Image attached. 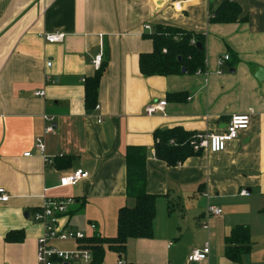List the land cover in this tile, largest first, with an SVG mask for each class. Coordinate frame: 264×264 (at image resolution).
<instances>
[{"label": "crops", "instance_id": "1", "mask_svg": "<svg viewBox=\"0 0 264 264\" xmlns=\"http://www.w3.org/2000/svg\"><path fill=\"white\" fill-rule=\"evenodd\" d=\"M234 1L241 9L234 24H210L216 8L210 0L0 3V188L8 196L0 203V264H36L43 228L32 214L46 201L73 200L59 220L64 229L114 237L118 210L134 205L125 191L128 147L145 150L146 191L157 199L153 237L129 240L123 264H187L189 252L205 244L210 253L199 264H229L223 240L238 225L250 230L245 264H264V80L254 77L256 68L264 71V0ZM161 25L204 35L206 73L140 74L139 56L153 49L143 36ZM55 32L65 35L63 42L48 44L44 36ZM99 52L106 65L99 110L87 111L82 81L94 75ZM225 55L229 61L221 64ZM38 91L43 98L35 97ZM176 93L188 99H166ZM160 101L163 113L146 116L145 108ZM43 116L53 118V133L44 134ZM232 116H249L250 124L223 152H200L175 167L154 157L156 130L218 135ZM37 138L49 162L35 149ZM76 170L88 179L59 187ZM208 206L222 213L204 230L197 223ZM10 232L17 241L6 240Z\"/></svg>", "mask_w": 264, "mask_h": 264}, {"label": "trees", "instance_id": "2", "mask_svg": "<svg viewBox=\"0 0 264 264\" xmlns=\"http://www.w3.org/2000/svg\"><path fill=\"white\" fill-rule=\"evenodd\" d=\"M173 2L188 0H171ZM212 6V3H211ZM241 9L235 1L225 2L211 9L208 21L210 24H234L240 20ZM144 38L152 42V52L142 54L138 59L139 72L143 77H168L181 75H200L206 73L205 37L203 34L190 32L171 26H156ZM200 45L199 49L197 45ZM233 64V63H232ZM182 70L184 72L182 73ZM106 71L101 64L91 78L84 80V107L87 111L95 108L99 82ZM171 102H185L186 94H168ZM196 133L186 132L179 127L156 130L153 133L154 157L167 166L175 167L186 159L197 156L190 141ZM145 150L128 147L125 153L126 163V197L134 200L133 207H122L116 218V235L112 238L93 236L85 238L81 248L92 254L91 264H102L105 253L125 255L127 242L132 239H151L156 217L155 202L157 196L146 191ZM61 159V158H59ZM58 167V165H57ZM173 211L169 204V214ZM264 214V209L260 212ZM16 233L10 232L7 241ZM223 256L229 264H240L243 257L251 252L250 230L247 225L233 227L224 240Z\"/></svg>", "mask_w": 264, "mask_h": 264}, {"label": "built area", "instance_id": "3", "mask_svg": "<svg viewBox=\"0 0 264 264\" xmlns=\"http://www.w3.org/2000/svg\"><path fill=\"white\" fill-rule=\"evenodd\" d=\"M4 0H0V3ZM234 0H213L212 4L219 5L225 2H233ZM149 29V27H145ZM65 35L60 32L47 34L44 36V40L48 44H59L64 40ZM229 61V56L222 57L221 64ZM102 63V53L99 52L93 59L92 65L98 70ZM50 63H47V67H50ZM46 80L48 78H45ZM84 82V80L82 81ZM35 97L43 98L44 91H38ZM165 101L152 103L148 105L144 113L146 116L151 117L156 113H163ZM95 111L99 110V106H95ZM45 122L44 134L48 135L53 133V118L43 116ZM250 124L249 116H232L228 121L224 131L221 134H200L193 135L190 146L194 152H207L211 154L221 153L225 150L228 143L236 140L240 132L247 130ZM34 147L37 152L43 157L44 162H49L45 158V144L42 139L37 138L34 141ZM25 157H29L30 153L24 154ZM88 174L81 170H76L73 173L64 176L60 180L59 187L65 188L76 185L82 180H87ZM246 191H241L240 196H247ZM8 196L4 189L0 188V203H6ZM73 204L72 199L59 200V201H46L44 206L32 214L34 222L40 224L43 228V235L37 240L35 259L36 264H91L92 254L89 250L81 248V243L85 239V236L73 230H66L60 226L59 220L65 215L69 207ZM221 210L215 206H208L205 210L204 218L208 221L210 218L221 217ZM93 228V226H92ZM204 230L208 227L206 224L202 226ZM72 240L76 242V250L74 251H59L55 247H52L50 243L52 241H67ZM210 250L208 244H205L201 249H194L189 252L186 258L187 264H199L208 259ZM117 264H123L120 260Z\"/></svg>", "mask_w": 264, "mask_h": 264}, {"label": "rangeland", "instance_id": "4", "mask_svg": "<svg viewBox=\"0 0 264 264\" xmlns=\"http://www.w3.org/2000/svg\"><path fill=\"white\" fill-rule=\"evenodd\" d=\"M194 206H195V208H196L197 211L198 210L200 211L201 209L203 210V206H202V202L201 201L197 202ZM170 218H172L170 220H174L173 219L174 217H170ZM212 219H215V218H210L209 221L207 222L206 219L202 218V221L203 222L202 221L201 222H198L197 225L200 228H202V226L204 224L207 225V223H208L209 226H210V222L212 221ZM174 223L175 222L172 221V222H170L168 224L170 225V224H174ZM184 226H186V223L184 224ZM190 234H188V236H190ZM259 241H261V243H263L264 242V236H262L259 239ZM197 242H198V240H197ZM52 245H54V247L57 250H59V251H74V250H76V242L75 241H72V240H67V241H54V242H52ZM120 260H121L122 263L124 262L123 257H121ZM249 260H250V257H244L243 260H242V264L248 263ZM118 261H119V256L118 255L107 251L106 254H105V258H104V261H103L102 264H117ZM221 263H222V259H221Z\"/></svg>", "mask_w": 264, "mask_h": 264}, {"label": "water", "instance_id": "5", "mask_svg": "<svg viewBox=\"0 0 264 264\" xmlns=\"http://www.w3.org/2000/svg\"><path fill=\"white\" fill-rule=\"evenodd\" d=\"M210 3H213V0H210ZM197 47L200 49L201 46L198 44ZM184 70H182V73ZM254 77L257 79L258 82L264 80V71L261 68H256L254 71Z\"/></svg>", "mask_w": 264, "mask_h": 264}]
</instances>
